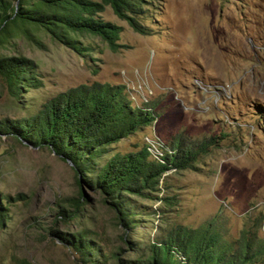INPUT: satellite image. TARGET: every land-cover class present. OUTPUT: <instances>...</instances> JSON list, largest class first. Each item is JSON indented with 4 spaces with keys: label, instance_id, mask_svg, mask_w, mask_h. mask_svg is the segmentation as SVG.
I'll return each instance as SVG.
<instances>
[{
    "label": "rangeland",
    "instance_id": "1",
    "mask_svg": "<svg viewBox=\"0 0 264 264\" xmlns=\"http://www.w3.org/2000/svg\"><path fill=\"white\" fill-rule=\"evenodd\" d=\"M146 7L150 19L142 22L150 35L136 32L106 6L102 16L123 28L122 47L112 51L100 37H90L86 56L42 29L33 27L30 38L15 27L0 42V56L33 60L42 85L18 102L0 76V120L30 116L45 100L81 84L124 86L134 105L150 104L158 118L112 144L110 155L147 144L157 155L159 147L172 151L181 140L185 147L207 148L194 168L169 172L166 182L177 205L168 208L167 224L151 215L127 230L98 189L79 184L78 177L84 178L69 161L3 134L0 204L9 209L0 225V264H88L55 240L51 229L86 231L106 264L146 254L170 221L201 227L215 220L232 242L246 230L264 239V0H158ZM80 191L81 215L64 220L59 212L74 210ZM19 194L26 200L18 201Z\"/></svg>",
    "mask_w": 264,
    "mask_h": 264
},
{
    "label": "trees",
    "instance_id": "2",
    "mask_svg": "<svg viewBox=\"0 0 264 264\" xmlns=\"http://www.w3.org/2000/svg\"><path fill=\"white\" fill-rule=\"evenodd\" d=\"M156 1L0 0V42L8 39L15 27L33 38L32 28L36 27L81 56L92 49L85 42L90 37H100L112 51H118L123 28L102 16L106 6L136 32L150 35L151 29L142 19H150L146 5L153 6ZM0 76L18 102L30 89L42 85L33 60L25 56H0ZM157 114L150 104L134 105L124 86L94 82L56 94L30 116L0 120V135H12L21 144L35 148L48 147L69 161L84 178L78 177L79 184L86 182L98 189L118 223L129 230L142 226L143 218L151 215L159 214L163 225L167 224L168 208L177 205L166 182L169 172L194 168L201 151L207 149L202 145L199 150L194 145L185 147L181 140L172 151L159 147L157 155L149 144L138 151L110 155L112 144L144 131ZM18 197V201L27 198L24 194ZM140 199L160 202L161 206L154 209ZM83 201L80 191V197L74 199L76 208L62 209L61 218L71 221L79 217ZM8 209L0 204V225ZM214 221L201 227L170 221L169 228L162 225L160 236L146 254L122 264H264V239L257 232L246 230L240 240L232 242ZM258 223L257 229L261 221ZM50 233L55 240L72 246L88 264L107 263L86 231L63 233L51 229Z\"/></svg>",
    "mask_w": 264,
    "mask_h": 264
}]
</instances>
